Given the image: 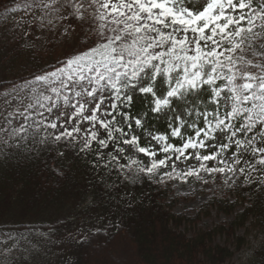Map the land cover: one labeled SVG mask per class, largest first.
<instances>
[{
	"label": "snow or ice",
	"instance_id": "obj_1",
	"mask_svg": "<svg viewBox=\"0 0 264 264\" xmlns=\"http://www.w3.org/2000/svg\"><path fill=\"white\" fill-rule=\"evenodd\" d=\"M254 2L206 0L202 8L195 9L189 6L191 0H34L35 7L51 10L60 19L70 16L83 23L91 18L95 27L88 31L95 39L86 35L87 43L80 42L81 49L86 50L65 59L61 67L36 74L33 79L0 92V106L4 107L0 112V140L8 144L9 139L24 140L43 131L40 143L73 142L77 140L74 133L82 131L78 125L84 120L93 128L98 124L107 136L99 138V129L85 130L81 151L89 149L93 141L100 148H107L109 141L131 145L150 158L147 166L131 161L138 173L154 176L175 156L171 172L164 173L169 178L195 176L201 180L199 173L203 170L226 176L239 173L244 175L245 182L251 183L248 169L264 173V0H259L258 8L253 7ZM63 11H68V16H60ZM45 18L40 17L42 21ZM249 53L255 59L248 58ZM158 78L167 86L163 97H158L154 90ZM205 87L210 92L209 102L216 107L212 112H196L203 117L204 127L177 115L175 119L180 126L172 128L171 136L182 138L181 128L185 124L194 130V135L183 139L179 146L168 143L165 135L153 136L161 144L159 151L165 154L164 158L155 159L156 151L139 146L135 135L124 138L128 133L116 126L117 115L122 116L129 129L133 119L137 127L142 126L140 118L117 112V102L130 107L137 92L151 94L154 105L151 111L160 112L171 109L173 99L184 103L188 96L199 99ZM44 90L55 94L56 99L45 95ZM64 90L72 95L62 94ZM106 100L112 111L105 110L103 117L111 119L100 115ZM221 100L225 106L223 115ZM47 102L51 103L46 107ZM185 112L192 114L187 108ZM21 118L23 123L16 126L14 120ZM115 133L121 136L118 138ZM217 133L231 143L209 145L207 141L216 140ZM237 134L244 139L237 138ZM257 138L261 145H257ZM233 146L236 151L231 163L228 158L221 159L224 150ZM208 147L216 151L201 154L200 150ZM189 149L192 153L185 155ZM116 151L123 154L125 149L118 147ZM249 151L253 156L260 154L255 163L244 158ZM109 156L116 160L112 153ZM193 156L199 167L178 172L181 157L186 161ZM98 157L102 158V154L98 153ZM242 160L246 167H240ZM207 161H217L223 167H209ZM119 167L122 169L124 165ZM260 183L264 185V177ZM89 242L90 237H85L83 243Z\"/></svg>",
	"mask_w": 264,
	"mask_h": 264
},
{
	"label": "trees",
	"instance_id": "obj_2",
	"mask_svg": "<svg viewBox=\"0 0 264 264\" xmlns=\"http://www.w3.org/2000/svg\"><path fill=\"white\" fill-rule=\"evenodd\" d=\"M21 11L23 8L19 6V0H0V26L17 17ZM68 11L59 15L68 16ZM30 14L29 25L15 40L14 46L0 47V90L20 80H31L58 62L52 48L45 47L47 42L43 36L45 33L51 36L57 23L63 19L51 10L38 7H34ZM40 17L46 18L42 21ZM49 20L52 22L48 23ZM65 20L72 21L74 18L69 16ZM37 34H40V39ZM209 97L208 89L204 90L200 96L201 107L186 119L188 123L195 122L197 127H204L203 117L197 116L196 112H212L215 109ZM152 101L151 96L139 94L137 99L133 98L130 107H124L118 101L117 112H128L132 117L142 112L147 126L154 127L159 134L168 137V143L177 146L183 143V139L194 135V130L185 124L181 128L182 138H173L172 128L180 125L173 118H157L158 112L151 111L154 106ZM105 110L112 111L109 104L102 117ZM3 111L4 107L0 106V112ZM224 112L221 104L220 114ZM113 114L117 115L116 112ZM84 122L81 120L78 126L81 127ZM20 123H23L22 118L14 120L16 126ZM88 126L87 131L99 129V138L106 139L107 133L98 124L96 128L90 123ZM116 126L123 127L128 133L124 138L133 135L132 124L129 129L120 115H117ZM236 126H239V121ZM86 134L84 128L80 133H74L77 140L73 142L49 140L40 143L43 131L24 140L9 139L8 144L0 140V250L6 244L2 249L4 264H111V248L120 254L118 264H125L129 258L134 264H229L233 255L246 245L245 236L237 235L246 223L256 230L262 241L239 264H264V185L260 183L264 173L248 169L251 183L245 182L244 175L237 173L235 183L232 181L229 183L231 186H227L235 196L233 202L212 198L201 207L196 217L188 218L172 213L162 203L172 181L183 178L153 179L136 170V177L129 179V172L126 171L137 167L132 165L125 151L123 154L116 151L118 147H123V143L109 141L107 148H100L93 141L89 149L81 151L82 137ZM115 136L119 138L121 133H115ZM237 138L244 139L241 134H237ZM222 143L231 142L223 139ZM256 143L261 145L259 138ZM139 144L143 143L139 141ZM190 151L187 150L185 155ZM235 151L233 146L232 153ZM98 153L102 154V158L98 157ZM109 153L116 156V160H112ZM164 155L160 152L158 159L164 158ZM244 158L249 163H255L260 154L253 156L249 151L244 153ZM119 165H124L125 171H120ZM240 167H246L243 160ZM87 199L89 202L84 206ZM82 205L84 209L91 210L88 220L94 223L87 227L84 235L90 237V242L84 244L85 237L74 240L70 235L55 240L54 237L63 235L70 227V219L79 218L81 213L77 208ZM65 206L67 208L62 213ZM240 206L242 209L235 212L226 226L207 231L199 229L190 237L175 230L182 224L194 225L200 215H205L212 207L231 215ZM217 235H225L227 240H231L233 250L213 245Z\"/></svg>",
	"mask_w": 264,
	"mask_h": 264
},
{
	"label": "rangeland",
	"instance_id": "obj_3",
	"mask_svg": "<svg viewBox=\"0 0 264 264\" xmlns=\"http://www.w3.org/2000/svg\"><path fill=\"white\" fill-rule=\"evenodd\" d=\"M206 0H191V3L189 4L190 7H193L195 9H200L203 7ZM19 6L23 8V12L21 11L20 14L17 15V17H13L6 22H3L0 26V47L3 45H6V47L14 46L15 40L22 36L21 32L24 30L26 25H29V21L31 20V12L33 10L34 6V0H19ZM253 7L258 8L259 7V0H255ZM2 19H0L1 21ZM95 27V25L91 22V18H89L85 22H80L76 19L72 21H67L65 19L60 20L57 23V27L55 31L49 35V33H45L43 37H45L46 46L52 48V53H54L55 57H58V62L52 66L48 67V69L43 70L41 73L45 71H53L57 67H61L63 65V62L68 57L77 54L81 50L80 42L84 40L85 36L88 35L90 38L95 39L94 36L88 31L90 28ZM67 30V31H66ZM40 34H37V37L39 38ZM35 38V36H33ZM40 39V38H39ZM47 40V41H46ZM52 43V44H50ZM51 53V54H52ZM50 54V55H51ZM248 58L255 59V57L251 56V53L248 54ZM40 73V74H41ZM25 80H20L16 84H12L11 86L4 88L3 90H0V92H5L9 89H11L14 85L23 84ZM144 83H147L145 81ZM155 92L158 97H163L164 94L167 91V86L164 84V81L162 78H158L156 84H155ZM205 90H207V87H205ZM203 93V92H202ZM200 93V96L201 94ZM62 94H66L71 96L72 93L64 90ZM139 92H137L134 95V98L137 99L139 96ZM45 95H51L53 99H56L55 94L48 92L46 90ZM152 97L151 94H146ZM110 99V97H109ZM75 101H73L74 103ZM51 102H47L46 107ZM109 104L108 100L105 101L103 108L101 109L100 115L102 116L103 110L106 108V105ZM222 109L225 111V106L223 104V100H221ZM201 107V101L200 97L199 99L196 96H188L187 97V103L177 101L173 99L171 109L164 108L162 111L157 113V118L163 120V119H175L177 115H179L183 120H186L189 116L193 114L196 108ZM185 108L189 110L192 114L189 115L187 112H185ZM172 109H175L174 111ZM142 111V109H140ZM6 114V113H5ZM45 116L48 115L47 112L44 113ZM135 118H140L142 120V126L137 127L135 124V120H131L132 124V134L137 136L139 138V141L143 144H139L141 147H147L153 151L157 152V155L155 159L158 160L160 155V147L161 144L158 143L156 140L153 139L154 135L159 134L158 131L155 130L154 127L147 126L146 120L144 118V115L139 114L137 116H134ZM87 121L82 123L81 128L87 130L89 128ZM69 130L71 129V125L68 126ZM144 128V129H142ZM217 139L207 141L209 145H218L222 143L223 141V134L217 133ZM123 148L125 149L126 156L131 159L132 161H138L140 165L147 166L150 163V158L138 153L135 148H133L131 145H124ZM232 150H224V154L221 159L228 158V162L231 163V157H232ZM193 151V150H192ZM190 151L187 155L192 153ZM201 154H208L209 152L216 151V148L214 147H208L206 149H201ZM175 161V156H173L172 160L168 161V166L161 168L154 176H151L153 179H158L161 177H168L164 175L165 172H171L172 168L171 165ZM207 166L209 167H215L220 166L223 167V164H218L217 161H207L205 162ZM133 165V164H132ZM135 166V165H134ZM189 167L198 168L199 162L195 160L194 156L188 160H184L183 157H181V161L177 162V171H184L186 172ZM136 168H131L130 170L126 171L127 178L133 179L136 177ZM120 171H125L124 168H120ZM175 173L173 174V176ZM199 175L203 178L201 180H197L195 176H189L180 180H173L172 183L169 185L168 190L166 191V196L162 200V203L166 204L168 209L174 213V214H181L185 217H196L198 212L200 211L201 207L208 203L210 199L212 198H224L227 200V202H233L235 196L231 192L230 189H228V185L230 182H232L235 176H232V174H220V173H213L208 174L205 173L203 170L200 171ZM230 177V178H229ZM228 178V183L225 184V179ZM174 179V178H171ZM89 199H87L86 204H88ZM84 206H79L77 210L81 213L79 218H72L70 219L71 222L69 224L70 227H67L64 234L61 236L54 237L55 240H60L63 238H67L68 235L72 236V238L75 240L77 238L85 237L86 229L88 226L94 225V223H90L91 221L88 220V216L90 215L91 210L84 209ZM67 206H65L62 210V213L66 210ZM242 209V207H237L233 214L228 215L226 213H222L221 211L217 210L215 207H212L209 209V211L205 215H200L199 220L194 224H182L178 227H176L177 232L185 233L186 236L190 237L194 231L196 230H211L214 227L217 226H226L227 223H229L235 212H238ZM245 228L239 229L237 231L238 236H245V242L246 245L238 252H236L229 264H239L241 262H244L254 251V249L261 243L262 237L256 232V230H253L251 226L246 223ZM213 245H220V246H226L230 250H233V244L231 240H227L225 235H217L213 242ZM68 245V244H67ZM6 247V244L1 248L0 250V264H4L5 258H3L2 249ZM114 249V251H113ZM107 254H109L108 250L106 249ZM110 255L112 261L110 260L111 264H118L116 263L119 259V252L115 248L110 249ZM115 252V253H114ZM135 262H132V260L129 258V260H126L125 264H134Z\"/></svg>",
	"mask_w": 264,
	"mask_h": 264
}]
</instances>
